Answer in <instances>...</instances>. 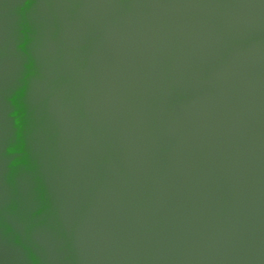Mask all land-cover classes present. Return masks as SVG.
<instances>
[{
  "label": "water",
  "instance_id": "95a60500",
  "mask_svg": "<svg viewBox=\"0 0 264 264\" xmlns=\"http://www.w3.org/2000/svg\"><path fill=\"white\" fill-rule=\"evenodd\" d=\"M0 264H264V0H0Z\"/></svg>",
  "mask_w": 264,
  "mask_h": 264
}]
</instances>
